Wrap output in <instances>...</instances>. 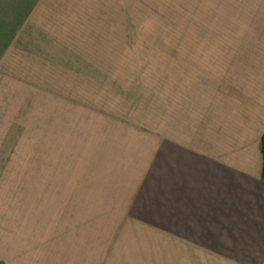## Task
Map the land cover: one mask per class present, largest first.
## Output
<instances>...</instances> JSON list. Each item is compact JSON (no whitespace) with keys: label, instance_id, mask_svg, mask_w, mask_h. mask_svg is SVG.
I'll use <instances>...</instances> for the list:
<instances>
[{"label":"rangeland","instance_id":"374dc122","mask_svg":"<svg viewBox=\"0 0 264 264\" xmlns=\"http://www.w3.org/2000/svg\"><path fill=\"white\" fill-rule=\"evenodd\" d=\"M235 119L264 124V0H0V257L169 264L160 145Z\"/></svg>","mask_w":264,"mask_h":264},{"label":"crops","instance_id":"0c3cea01","mask_svg":"<svg viewBox=\"0 0 264 264\" xmlns=\"http://www.w3.org/2000/svg\"><path fill=\"white\" fill-rule=\"evenodd\" d=\"M235 120L232 130L218 129L200 141L170 138L160 145L153 168L160 222L149 241L167 249L169 264H225L226 256L228 263L256 264L258 249L264 252V124ZM10 261L0 257V264Z\"/></svg>","mask_w":264,"mask_h":264},{"label":"trees","instance_id":"16d2710c","mask_svg":"<svg viewBox=\"0 0 264 264\" xmlns=\"http://www.w3.org/2000/svg\"><path fill=\"white\" fill-rule=\"evenodd\" d=\"M260 149L263 157L262 180L264 181V134L261 137Z\"/></svg>","mask_w":264,"mask_h":264}]
</instances>
